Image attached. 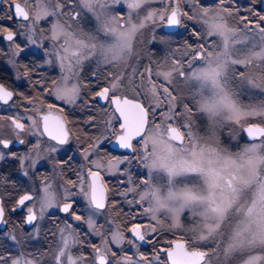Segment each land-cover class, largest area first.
<instances>
[{"label": "snow or ice", "instance_id": "obj_1", "mask_svg": "<svg viewBox=\"0 0 264 264\" xmlns=\"http://www.w3.org/2000/svg\"><path fill=\"white\" fill-rule=\"evenodd\" d=\"M255 3L0 0L9 62L32 46L59 69L48 79L25 64L28 94L0 84V160L10 154L29 181L51 163L38 184L0 175V224L20 211V227L31 228L3 234L16 250L0 244V264H264V14ZM73 140L83 163L65 179L72 157L55 154ZM14 143L30 146L17 154ZM106 176L124 179L110 187ZM105 211L107 227L95 219ZM57 212L62 220L49 219ZM48 224L50 243L38 248Z\"/></svg>", "mask_w": 264, "mask_h": 264}, {"label": "flooded vegetation", "instance_id": "obj_2", "mask_svg": "<svg viewBox=\"0 0 264 264\" xmlns=\"http://www.w3.org/2000/svg\"><path fill=\"white\" fill-rule=\"evenodd\" d=\"M262 2L263 0H256V3L254 4L253 7L255 11H258L261 14H264V8H263ZM238 4L239 6H241V9L243 10L250 6L251 0H238ZM7 10H8L7 5H0V19L3 18V15ZM242 15H247V12L242 11ZM13 27L15 28V26ZM165 33H177V35H174L171 37V39H173L174 41H182L188 38V33L184 32L183 29H179V28H176V29L165 28L163 30V33H160V34H165ZM23 40H24L23 37H19L16 42L22 43ZM9 47H10L9 43L6 40L0 38V84H4L9 90H12L14 92H23L25 94H28L30 92V81L24 78L22 75V73L25 70L24 69L25 64L29 65L30 68L35 69V71L40 76H46L48 77V79H55L59 75L58 68L43 64V61L41 59L42 52L38 48H35L32 46H29V48L24 53H21L20 56L16 57L15 58L16 63L15 65H13L12 63L9 62V59H10L8 55ZM155 52H157V49H155ZM157 54L160 56L161 51H159ZM37 65H42V67L37 68L36 67ZM87 72L88 70L86 69L85 71L86 75H87ZM18 75L20 76V79H17ZM36 78L37 76L35 75L32 77V79H36ZM17 100H19V97H17ZM3 107L6 108L7 106H3ZM68 118L70 120H79L82 118V115L79 112H76L75 114H69ZM82 127H83L82 125H76L73 127V131H76L77 134L80 135L81 137H83L85 132L91 134V130L86 129V128H84L83 131H77V129L82 128ZM28 139L31 140V138H28ZM29 146H30L29 144L21 145L19 143H14L11 146L10 151L16 152L17 154H22L27 151V148ZM103 150L110 152L113 155H119L121 151V150L116 149L115 146H113L112 144H108V143L104 144ZM79 155H80V148L75 140L71 141L70 145L64 146L63 149L56 154V159L60 161L66 160L69 157H72L71 164L68 165L64 169L66 173L65 179H75V175L72 170L78 169L79 166L82 164V158ZM3 161L5 162V165L2 166L0 175L9 177L10 180L17 183V185H20L23 183L26 185L29 183L27 180L28 178L23 177L21 170H20V165L17 160L6 158ZM50 171H51L50 166H48L47 164H41L40 166L37 167L36 174L33 176L32 173L30 172L29 176H31V180H33L34 182L36 180L39 182L40 179H42L41 173L47 175ZM105 179H106V182H108L109 186L111 187V185L116 184L117 180H120L123 178L106 176ZM38 182H36V184ZM77 199L79 200L77 207L78 206L80 207L81 199L80 198H77ZM79 207H78L79 212L85 215L84 212ZM22 216H23V213L20 211L6 212V219L8 221L11 220L10 218L14 219V222L16 223L17 227L20 226L21 222L18 224V221H21L20 219L22 218ZM63 218H64V214H61L58 212L54 216L49 217V219L57 220V221L62 220ZM73 226L76 227V225H73ZM8 227H9V223L5 225V227H2V225H0L1 231ZM23 228L25 231H28V232L31 231V228L29 226H23ZM51 228H52V225L48 224L47 227L43 229L42 234H44L45 232H47L48 229H51ZM77 230L81 233L82 236H84L83 234L84 226L77 228ZM40 238L37 239L39 240L37 242L38 244L43 242V239H46V241L49 240L46 236H42ZM91 240L92 242H97V240L94 237H92ZM29 244L32 245V243H29Z\"/></svg>", "mask_w": 264, "mask_h": 264}, {"label": "rangeland", "instance_id": "obj_3", "mask_svg": "<svg viewBox=\"0 0 264 264\" xmlns=\"http://www.w3.org/2000/svg\"><path fill=\"white\" fill-rule=\"evenodd\" d=\"M241 7V6H240ZM148 47L151 49V51H153V52H155V49H152L151 48V45H148ZM164 55V52L163 51H161V57ZM156 57H153V59H155ZM145 63H147V60H145L144 61ZM77 143V142H76ZM57 154V153H56ZM56 154H55V156H56ZM81 158H82V156L81 155H79ZM6 158H11V156H10V154L8 155V156H6ZM5 158V159H6ZM12 159V158H11ZM82 163H83V159H82ZM42 164H47L48 166H50L51 167V163L50 162H42ZM5 165V162L3 161V160H0V173H1V168H2V166H4ZM132 170H133V174H135L137 171H139L138 169H137V167H136V165L135 164H133L132 165ZM123 178V177H122ZM36 179V178H35ZM124 179V178H123ZM28 180V179H27ZM10 182H14V181H12V180H10ZM28 182L29 183H36V182H38L37 180L34 182L33 180H31V182L28 180ZM39 183V182H38ZM37 183V184H38ZM24 184V183H23ZM13 201H9L8 203H7V205H6V207L8 208V209H11L12 207H13ZM79 207V206H78ZM83 212H84V214H85V216H87V210H86V208L84 207V201L81 199V206L79 207ZM11 220H9V227L8 228H6V229H4V230H2L1 231V229H0V244H7L8 245V248H10V249H12V251L13 252H15V246L13 245V242H11L10 240H8V239H6L5 237H4V233H9L13 228H15L16 229V231L18 232V233H27L28 231H25L24 230V228L22 227H17V225H16V223L14 222V219H12V218H10ZM95 219L97 220V223L99 224V225H104L105 227H107V224H106V221H108L109 219H110V217H109V213L107 212V211H105L104 213H103V215H102V217L101 216H97V217H95ZM21 220V219H20ZM21 221H18V224L20 223ZM73 225H76V222H73ZM82 226H84V228H85V234L87 233V226L86 225H82ZM17 227V228H16ZM78 231V230H77ZM43 233V229H42V232H41V236L40 237H42V236H45V234H42ZM39 237V238H40ZM89 237H91V236H87V239L89 240L90 238ZM96 240H97V242H98V238L97 237H94ZM170 238V236H165L161 241H160V244H158L157 245V247H162V246H164V241L166 240V239H169ZM38 239V238H37ZM41 239V238H40ZM43 239V238H42ZM39 240H37L36 242H35V246L36 247H38V248H40V244H37V242H38ZM48 241V242H47ZM46 241V239H43V242H45V243H50L49 242V240H47ZM37 244V245H36ZM33 245V244H32ZM28 246H30V244H28ZM141 247H143L144 248V250H141V251H143V252H145V254H150L151 253V250H152V245H150V244H142L141 245ZM124 248H125V251H127L128 250V246L127 245H125L124 246ZM88 251H89V249H88ZM131 251L132 252H135L136 251V249L135 248H132L131 249ZM162 256H163V254H161Z\"/></svg>", "mask_w": 264, "mask_h": 264}, {"label": "trees", "instance_id": "obj_4", "mask_svg": "<svg viewBox=\"0 0 264 264\" xmlns=\"http://www.w3.org/2000/svg\"><path fill=\"white\" fill-rule=\"evenodd\" d=\"M125 211H127V207H126V206H125ZM83 234L85 235V228H84V230H83ZM92 237H93V236L89 237V238H90L89 241H91V242H92V240H91ZM86 238H87V237H86ZM37 244H38V243H37ZM37 244H36V245H37ZM46 244H48V243H45V242H41V243H40L41 246H42V245H46ZM3 246L6 247V248H8V245H7V244H6V245L3 244ZM41 246H40V247H41ZM32 247H33V245L30 244V246H28V249L31 250ZM42 250H43V249H42ZM141 250H144V248L141 247ZM89 251H90V249H89Z\"/></svg>", "mask_w": 264, "mask_h": 264}, {"label": "water", "instance_id": "obj_5", "mask_svg": "<svg viewBox=\"0 0 264 264\" xmlns=\"http://www.w3.org/2000/svg\"><path fill=\"white\" fill-rule=\"evenodd\" d=\"M263 8H264V0H263ZM169 29H176V28H169ZM114 146V145H113ZM0 225H2V227H5V225L4 224H0Z\"/></svg>", "mask_w": 264, "mask_h": 264}]
</instances>
